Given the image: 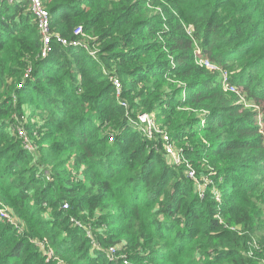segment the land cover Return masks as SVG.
I'll list each match as a JSON object with an SVG mask.
<instances>
[{
    "label": "trees",
    "instance_id": "16d2710c",
    "mask_svg": "<svg viewBox=\"0 0 264 264\" xmlns=\"http://www.w3.org/2000/svg\"><path fill=\"white\" fill-rule=\"evenodd\" d=\"M158 5L166 17L148 14ZM45 6L53 33L79 41L81 26L99 48L96 61L82 45L47 51L29 0H0V208L16 220L0 218V264H121L106 255L118 244L128 264H260L264 126L197 63L195 48L232 70L230 82L262 108L264 123V0ZM153 111L183 142L194 176L212 179L202 198L185 161L168 163L161 137L133 127ZM39 240L52 246L50 260Z\"/></svg>",
    "mask_w": 264,
    "mask_h": 264
},
{
    "label": "built area",
    "instance_id": "2783aa9c",
    "mask_svg": "<svg viewBox=\"0 0 264 264\" xmlns=\"http://www.w3.org/2000/svg\"><path fill=\"white\" fill-rule=\"evenodd\" d=\"M9 2H13L14 0H8ZM30 2V8L31 11L33 12L36 22H37V26L39 29V32L41 34V39L44 45V49H46L47 51L51 50V47L54 44H60V45H82L80 40L79 41H73L68 43V40L56 33H53L51 31L50 28V24H51V15L50 12L47 8V6L44 5V3L42 2V0H29ZM83 33V29L81 26H77L75 27L73 34L76 37H79L80 34ZM84 46V45H82ZM197 53V52H196ZM197 56H201L200 53H197ZM199 60V64L206 66V67H211L214 68L217 65L213 64L212 62H210L208 59H206V57H199V59H197V61ZM217 68V67H216ZM110 80L114 86L115 89V95L117 98H119L122 95V82L121 79L116 76V75H112L110 77ZM229 85L231 86L230 88L234 91L236 89L235 85L228 81V79H223L222 80V86L227 89V87H229ZM119 104L125 108L128 107L127 102L125 100H118ZM137 126L138 129L141 130V132L147 137V138H154L156 136H160L161 140H162V144L166 153V156L171 160L172 164H178L181 162V153L176 151L174 149V145L172 143V137L170 136L169 133L166 132V130L160 125H158L155 122L154 119V114L153 113H140L137 116V121L134 122ZM18 134L19 135H23L24 132L21 128L17 129ZM25 147L28 149H31V145L28 142L27 139H25ZM188 175L192 177L193 180H195L198 189L200 190L199 194L200 197L202 198L204 195V190H203V185L206 184H210L212 183V179L208 176H203L200 180H198L195 176H194V170L193 169H187ZM200 181H202L203 185H201ZM67 204H64V206H66ZM2 210V209H1ZM116 253V249L114 247H111L108 250V255H110V259H112V255ZM109 258V257H108ZM123 262L125 264H128L127 259H124Z\"/></svg>",
    "mask_w": 264,
    "mask_h": 264
},
{
    "label": "rangeland",
    "instance_id": "374dc122",
    "mask_svg": "<svg viewBox=\"0 0 264 264\" xmlns=\"http://www.w3.org/2000/svg\"><path fill=\"white\" fill-rule=\"evenodd\" d=\"M16 1H18V0H14L13 2H10V3H14V2H16ZM50 1H52V0H42V2L45 4V5H47V4H49V2ZM147 12H148V14L149 15H152V14H154V13H159L162 17H164L165 16V14L163 13V11H162V7L161 6H154V7H152V8H149L148 10H147ZM166 17V16H165ZM165 19V18H164ZM179 21H182V22H184L182 19H180ZM185 31H186V33L188 34V35H191L192 34V32H193V26L192 25H190V26H185ZM78 39L81 41V43H83L82 45H84L83 47H84V49H85V51H87L92 57H93V59L95 60V59H97L96 57H97V51H98V48H99V46L98 45H96V44H93V42H94V40H95V37H92V36H90L89 34H87V33H85V32H83L82 34H80V36L78 37ZM89 41H92V42H90L89 43ZM200 53L201 54V56H197V53ZM202 52V50H201V48L198 46V45H196V48H195V58H196V61H197V59H199V57H204L203 56V54L201 53ZM206 59H208L210 62H212L213 64H215V65H217L216 67H214V68H211V67H206L208 70H210L212 73H216L217 75H218V77L221 79V84H222V80L223 79H228V81H230L229 79L231 78V76H232V70H230V68H224V67H221L219 64H217V62H215L214 60H212L209 56H207L206 57ZM96 61V60H95ZM98 61V60H97ZM197 63L199 64V60L197 61ZM201 65V64H200ZM203 66V65H202ZM234 67V66H233ZM103 67H102V71H103ZM118 76V75H117ZM120 79L122 80V78L120 77ZM234 84V83H233ZM181 85V83H178V86H180ZM235 85V84H234ZM231 86L229 85V87H227V89H225L223 86H222V89L225 91V92H231V93H233L235 96H236V101H235V104H238V105H240V111L241 112H243V111H248V110H250V111H256L257 112V121H259L261 124H260V126L261 127H263L264 126V123H262L263 122V115H262V108H260L259 106H256L255 104H252L250 101H248V100H246L245 99V97L243 96V95H241V94H239L238 93V91H237V87H236V89L233 91L231 88H230ZM122 92H123V90H122ZM116 96V95H115ZM116 98V97H115ZM118 100H121V96L118 98ZM127 102V105L129 104V102L128 101H126ZM153 114H154V119H155V122L160 126L161 125V122H160V120L158 119V117H157V112L156 111H153L152 112ZM198 113V112H197ZM142 114V113H141ZM201 115V114H200ZM132 125H133V127H135L136 128V125L134 124V123H132ZM164 128V127H163ZM165 129V128H164ZM172 143H173V145H174V149L176 150V151H178V152H180L181 153V147H182V143L183 142H181V141H179L178 139H176V138H174V139H172ZM163 152H164V154H165V157H166V160H167V162L168 163H171V160L166 156V153H165V150H164V147H163ZM181 161H185V166H184V168L185 169H193L189 164H186V159H185V157L182 155V153H181ZM183 158V159H182ZM172 164V163H171ZM39 170L41 171L42 169V171H44L43 173H44V175H45V177H49L50 178V167H47L46 165H40L39 166ZM75 174L74 175H78L79 173L78 172H74ZM188 177L190 178V179H192V177L191 176H189L188 175ZM200 183H201V185H203L202 183V181H200ZM203 190L205 191L206 189H207V187H208V185H206V184H204L203 186ZM212 193H213V198H214V200H216V201H220L219 200V198H220V195H221V190L219 189H216V187L215 188H213L212 190ZM65 204H67V203H65ZM6 206V205H5ZM5 206L3 205V209L2 208H0V218L1 219H3V218H7L8 219V221H10L11 223L12 222H15L16 220L15 219H13V218H11L10 217V215H9V213L7 212V210H6V208H7V206H6V208H5ZM63 207V209L64 210H68V208H69V205L67 204L66 206H62ZM2 209V210H1ZM99 212H97L96 214H98ZM95 214V215H96ZM44 215H46V214H44ZM91 219H94V218H92L91 217ZM89 224V223H88ZM88 224H85V223H83L82 221H79V226L80 227H83V229H84V231H85V233H86V235L87 236H89V237H94V235H93V227L92 226H90V225H88ZM36 241V240H35ZM37 246H38V248L40 249V251L44 254V256L46 257V259L47 260H50L51 259V257H52V253H53V249H52V246L51 245H49V244H45V243H42V241H38L37 242ZM114 248L116 249V251L118 250V249H120L121 248V244H118L117 246H114ZM107 257H109L110 258V255H108V250H107ZM124 255L123 254H118V253H114L113 255H112V259H121V264H125L124 262H123V260L125 259L124 257H123ZM53 264H66L65 263V261L64 260H61V259H59V258H55L54 259V263ZM260 264H264V260H261L260 261Z\"/></svg>",
    "mask_w": 264,
    "mask_h": 264
}]
</instances>
